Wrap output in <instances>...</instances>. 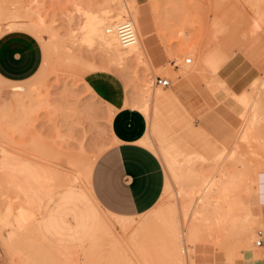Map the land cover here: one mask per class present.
Returning <instances> with one entry per match:
<instances>
[{"label": "rangeland", "instance_id": "obj_1", "mask_svg": "<svg viewBox=\"0 0 264 264\" xmlns=\"http://www.w3.org/2000/svg\"><path fill=\"white\" fill-rule=\"evenodd\" d=\"M255 1L252 4L247 0H0V35L9 30L35 34L42 41L45 60L49 61L47 69L33 80L21 84L0 82L1 150L10 147L16 156L26 157L34 165H58L70 174L76 171L71 154L83 147L86 157L82 156L81 171L75 173L80 179L74 185L87 189L85 164L97 161L100 153L114 143L113 113L109 109L113 108L94 93L87 83L92 76L87 74L99 70L112 72L127 92V105L140 111L145 103L141 93L147 80L154 84L158 76L169 79L171 84L167 87L155 85L157 95L163 96L154 105L150 102L151 123L148 119L147 130V137L157 147L151 150L162 162L166 186L153 210L133 220L141 222L153 217L155 211H175L180 221L181 214L192 211L203 180L214 174L219 178L221 174L215 171V166L236 147V158L224 168L235 176L238 174V185L228 194L234 200L232 207H223L218 214L215 207L218 194L210 196L211 205L199 201L201 214L193 216L192 237L202 250L191 254L194 264H253V259L261 256L258 241L264 239V0ZM87 12L100 17L106 14V21L115 24L122 15L121 23L128 21L134 25V38L139 29L146 37L150 59L139 63L131 57L120 63L112 57L115 62L100 42L82 41L81 27L89 15ZM255 17L261 18L257 27ZM38 24L43 28L38 29ZM194 49L212 59L206 73L195 70L198 62L191 54ZM187 57L192 63L185 62ZM162 65L167 66L165 71H159ZM191 65L195 71L190 76L181 74L183 70H192ZM21 87L33 94H15ZM239 96L253 98L259 104L258 121L252 126L256 138L248 141L239 138L251 119ZM164 152L175 165L168 164ZM233 170L239 171L234 174ZM1 173L4 175L2 170ZM3 178L9 180L6 175ZM5 180L1 178L4 182L3 186L0 184V219L7 220L0 221L1 232L4 236L11 235L18 227L12 214L17 216L18 210L27 209L30 204L28 209L35 219L26 230L33 234L17 233L11 248L29 257L32 264H48L45 259L56 256V251L39 244L44 235L36 231L47 214L44 207L47 201L38 195L36 201L34 197H23L25 203L17 185L13 187V182ZM35 202L44 205L40 209ZM104 216L115 220L108 214ZM217 216H224L221 229L212 228ZM244 232L254 235L246 239ZM48 239L52 237L44 238L45 243H49ZM5 249L9 251L6 244L0 243V264H9V259L14 262L10 264H20L10 258L12 249L10 253Z\"/></svg>", "mask_w": 264, "mask_h": 264}, {"label": "bare ground", "instance_id": "obj_2", "mask_svg": "<svg viewBox=\"0 0 264 264\" xmlns=\"http://www.w3.org/2000/svg\"><path fill=\"white\" fill-rule=\"evenodd\" d=\"M247 1L252 4L256 3L255 0ZM88 13L89 15L85 19L86 22L83 23L84 25L81 27L82 35L80 34V36H82V41H84L85 43H93L95 41L100 42L105 48V50L111 55L110 58L112 59L113 57L114 59L118 60L117 62L120 63L125 61L127 58L131 57L137 59L136 61H139V63H146L145 60L147 61L150 59L144 40L146 37L143 36L139 29L138 34H136V37L134 38V25H132V23L128 21L121 23V21L123 20L122 15L120 19H118L119 23L115 24L106 21L108 18L106 14H104L105 17H100L96 16V13L93 14L91 12L90 14V12H87V14ZM259 19L261 18H254V26L257 27L261 24V21H259ZM125 23L130 24L133 32V38L128 42L122 39L119 32V26ZM37 26L38 29L43 28V26H40L39 24ZM39 32L41 34L42 30H39ZM54 50L55 49H53V54H55ZM191 54L197 58L198 63L195 64V70L204 73L207 70V67L204 66V62L201 58L203 52L200 51L199 53H197L194 49V51H191ZM114 59L112 60L116 62V60ZM189 60L190 62H188ZM191 61H193L191 58H185L186 63H192ZM48 62L49 61L45 60L44 66L40 73L47 69ZM191 67L192 70L186 69L188 70L187 72L183 70L181 71V74L182 72H185L189 75L192 74L195 70L193 69L192 65ZM166 68L167 66L165 65L163 69ZM215 74L217 75V73H214V75ZM219 79L220 78L216 79L217 82L220 81ZM151 82L152 81H150V79L149 81L147 80L146 84H144L145 89L143 88V91L141 93V96L143 97V100L145 102L144 106L141 108V111H143L142 113L146 115L147 119H150V123L151 117L149 118V115H151V113H148L149 107L151 106L150 102H152V104L154 105V102L156 101L157 103V101L162 100L163 96L162 95L161 97H159L157 95L156 89L158 87H155V85H160L158 84L157 80L154 84H152ZM220 83H222V80ZM153 86L154 88H152ZM28 90L29 89H27L26 87H21L15 91V94H23L25 92H28L29 95H32V91ZM238 100L244 107L248 108V112L251 115V127L247 126L245 131H243V134H241V136L239 137L244 141H248L252 137H255L257 134L254 133L252 126H254L258 121L257 110L259 108V104L256 103L253 98L244 99L243 96H239ZM149 138L146 134L145 137L140 141V143L150 149L156 150L157 147L153 144L152 139L150 138V141ZM5 146L6 145H4V147ZM235 148L234 150H231L229 154L226 155L225 158H223V160L215 166V171H219L221 174L220 177L218 178L214 174L209 177V179L203 180V183L201 185L203 187L199 192V196L194 199V207H191L193 209H190V211L192 210V213H189V210H187L188 213H186L185 211V213L181 214L180 221H178L177 214L175 213V211H165L161 213H157V211H155L153 212V217L148 216L144 218L141 222H136L133 220L134 217L116 215L103 209L96 200L91 187L92 172L96 159L95 161L92 160V162L88 161L87 164H85L87 165L84 171L85 178L87 179V189L82 188V186L80 188L74 185L76 180L78 181V179H80L78 178V176H76L75 173L77 172L78 174V171L80 170L79 167H81V162L83 161L82 156L84 157L85 154L83 147H81L80 152H71L73 153L71 154V157L73 158L71 159V163L73 164V168H75L76 171H74V173H72L71 171L70 174L65 173L67 172L66 170L63 172V169H60V165V167H58V165L56 167H51V165L50 167H44L40 165L37 166L34 165L32 161L28 160V158L22 156L23 154H21V156L26 159L19 158L18 156H16L17 154L15 153L14 149L13 152L10 147H5L3 150H1L0 148V151L3 155L2 160L0 159V171L2 170V172H4V175L2 173L0 174V184L3 186L2 183L4 181L2 182L1 178L5 180L6 178L3 177H5L6 175V177L10 181H5L13 182V187L17 185L18 187L16 186V188H19L22 191V193L24 194V196H22L23 200V197H26V199L34 197L33 200L36 201V197L38 195H41L43 196V199L47 201L46 206L41 203V205H44L46 210L44 208L43 209L47 211V214L44 217L42 223L37 225L38 227H36V231L38 232V234L42 233L44 235V238L52 237V240L48 239L49 243H45L46 240H44L43 237V239L39 240V244L44 243L42 246L48 247L49 249L56 251V256L52 258L47 257L45 259V262L48 264H53L56 262H59V264H102L103 261L106 262V264H194L195 259L194 256H192L191 252L196 255L198 252H200V249L202 250V247L199 246L195 242V240H193L192 237V219L194 218L193 216L196 215L198 217L199 214H201V210L199 209V201L201 200L202 203L205 204V206L209 204L211 205L212 202L209 200L210 196L218 194V196L216 197L217 204L215 206L216 208H218V214L222 213L224 208H226L228 205L232 207V203L234 202L233 199V202L231 200L232 197H228V194L231 188L235 189L238 185V181L236 180V177L238 178V174L236 173V171L238 172L239 170H235V173L237 174V176H235L231 173V170L229 172L228 170L226 171V169L224 168L227 162H231L233 158H236L238 151ZM104 151H102L100 155ZM163 154H165V152ZM164 158L166 159L169 165H175L173 161L169 162V157L167 154H165ZM71 181L72 184L70 183ZM59 189L61 190L58 191ZM26 199L24 200L25 203L27 201ZM35 203L39 204V202ZM24 205L26 206V204ZM24 205L21 206L24 207ZM41 205L39 206V208L41 207ZM27 209L22 208L21 211L18 210L16 212L17 216H14L12 214L13 219H15V222L18 227H15V229L13 228L14 230L11 231V235L8 234L9 236H4L0 229V243L3 242L4 244H6L9 248V251H11L12 249L11 247L13 245V239L17 235V233L23 235L28 233L33 234L32 232H30V230L26 229H28V225H31V223L35 219V216L33 219L31 217L32 214H30L29 209ZM152 210L153 209H151L150 211ZM12 211L14 210L12 209ZM19 211L20 213H18ZM245 211H247V209H245ZM104 214L110 215L115 220L110 221V219H106L107 216H104ZM235 215H237V213ZM244 218L245 220H247L246 217ZM2 219L4 221L7 220V218ZM2 219H0V221H2ZM11 220H9V222ZM223 220L224 216H217L215 225L212 228H220L224 224ZM38 222L40 223V221ZM31 230L33 231V229ZM218 231L220 230L218 229ZM244 235H246V239H251L254 235V232H251L249 234L244 232ZM50 244L52 245L50 246ZM15 250L12 249L11 253L13 254L10 258H12L14 261L16 259L19 260L20 264H32L29 257L23 255L22 253L19 254V252ZM16 253L20 255L19 258L16 257L18 256V254ZM11 262L13 261L9 259V264Z\"/></svg>", "mask_w": 264, "mask_h": 264}, {"label": "crops", "instance_id": "obj_3", "mask_svg": "<svg viewBox=\"0 0 264 264\" xmlns=\"http://www.w3.org/2000/svg\"><path fill=\"white\" fill-rule=\"evenodd\" d=\"M41 42L26 30L2 33L0 82L21 84L35 79L45 63ZM201 58L208 68L212 59H206L204 54ZM164 66L159 71H165ZM87 75L92 76L87 83L94 93L113 108L109 109L113 113L114 143L95 162L92 192L101 207L110 213L126 217L143 215L159 202L166 186L160 158L140 143L147 134L148 119L140 110L127 105V92L112 72L99 70ZM259 247L261 256L254 258L253 264H264V239Z\"/></svg>", "mask_w": 264, "mask_h": 264}, {"label": "built area", "instance_id": "obj_4", "mask_svg": "<svg viewBox=\"0 0 264 264\" xmlns=\"http://www.w3.org/2000/svg\"><path fill=\"white\" fill-rule=\"evenodd\" d=\"M119 32H120L122 39L125 40L126 42L132 40L133 32H132V29H131V26L129 23H125V24L120 25L119 26ZM188 62H190V60ZM157 82H158V84H160L162 86H168L169 85L168 79H165V78H162L159 76L157 78ZM261 242L262 241L259 240L258 245H261Z\"/></svg>", "mask_w": 264, "mask_h": 264}]
</instances>
